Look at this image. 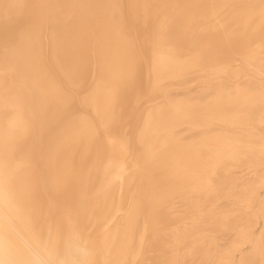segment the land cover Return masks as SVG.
I'll use <instances>...</instances> for the list:
<instances>
[{
	"label": "bare ground",
	"instance_id": "6f19581e",
	"mask_svg": "<svg viewBox=\"0 0 264 264\" xmlns=\"http://www.w3.org/2000/svg\"><path fill=\"white\" fill-rule=\"evenodd\" d=\"M204 71L209 82L264 81V0H0V198L9 195L41 228H78L93 264H198L208 255L198 246L200 229L188 226L203 211L189 178L171 171L193 158L187 148L200 136L191 129L198 113L240 110L254 126L264 112L241 95L209 99L205 111L196 104L204 112L190 108L193 82ZM230 153L241 165L244 154ZM106 161L127 173L110 189L103 187ZM232 174L237 182L242 167ZM262 196L257 189L248 204L231 208L240 219L256 214L247 244L263 218ZM178 198L188 202L185 224L176 218ZM180 225L187 228L178 238ZM245 248L235 247L224 264H244Z\"/></svg>",
	"mask_w": 264,
	"mask_h": 264
},
{
	"label": "rangeland",
	"instance_id": "374dc122",
	"mask_svg": "<svg viewBox=\"0 0 264 264\" xmlns=\"http://www.w3.org/2000/svg\"><path fill=\"white\" fill-rule=\"evenodd\" d=\"M258 66L261 67V64H259ZM206 73L207 72L204 71V74L202 75L203 77H199V78L197 77V79H195L193 82V85H194L193 88L195 87V84L197 85L196 86L197 88L196 87H195L196 89L194 88L196 91H194V89H192L191 95H193V96H190V100L187 101V104L192 105V106H189L190 108L193 106L195 107L197 105H200L203 107V110H204V106L207 104V102L209 104V102L212 101V99L213 100L215 99V103H216V99H218L217 102L219 103L220 97L222 100L224 99V97H226L224 99L226 101L228 98L235 99L234 98L235 95L236 96L238 95L237 97L239 99L242 97L241 100H243L245 102L250 101V100H258L259 106L264 105V86L261 85V87H260V85H258V87H260V88H258L252 84L253 82H254V84L255 83L264 84V81L263 82L261 81L262 83L261 82L259 83V80H258V82L257 81L255 82V81H253V79H251L252 81H250V78L244 79L241 83L239 82L240 84L236 83V86H238L237 90H236V88H235L236 86L233 85L235 83H233L231 81H229L230 83H226L228 81L227 80L224 81L225 79H223V78H222L223 81L221 78H217V80H214L215 82L214 81L209 82V80H205L206 78H209L208 74H206ZM201 78H204L205 81H203V82L205 83V85L203 84V82H202V84H201V82L198 83V81H202V80H200ZM206 81L209 84V87H210L212 82L214 83L213 86L211 85V87H213V90H212V88H209L207 86L208 84L206 85ZM219 81L223 84V86L227 87V90L229 92L225 89L226 87H223ZM198 84H199V86L201 84V86H200L201 88L198 86ZM227 84L230 87L227 86ZM231 84L234 87H232ZM250 84H252V88H250L251 90L248 89L251 86ZM257 84H256V86H257ZM215 86L217 89H219L220 92H221V90H222V92H225V90H226V94H224L222 92H221L222 94L220 92L218 93V90L215 91L216 90ZM240 86H242V88H240ZM198 87H199V89L203 90L202 93H201V90L198 89ZM232 88L233 89L235 88L234 91ZM238 88H240V89H238ZM257 88L261 89V90L258 91ZM243 89H245V90H243ZM253 89H255L256 91ZM246 90H248V91H246ZM210 91H211V94L207 98L206 94L210 93ZM192 92L195 94H193ZM231 93H233V94H231ZM219 94H221V95H219ZM229 94H231V95H229ZM211 95L213 97H211ZM240 95H241V97H240ZM197 96L199 98L196 99ZM204 96H206L207 99ZM201 97H202V99L204 98V100L201 99V101H199ZM191 99H193L194 101ZM209 99H210V101H209ZM212 102H214V101H212ZM212 102H210V103H212ZM200 106L195 107L196 110L198 108H200ZM198 110H199V112L203 111L201 108ZM208 110H210V112H208L207 110H206L207 111L206 112L204 110L205 111V112L203 111L204 113H198L199 115L196 116L197 117L196 119H198V120H197L196 124H193V127H194V125H195V127L191 128V129H193L194 131H197L200 134V136H195V138H192V139H193V141L194 140L196 141L197 137L200 138L202 131H205V132L210 131V133L208 132L206 134L204 132L202 134L201 138H203V139L205 138L204 141H202L203 139H197V141H199V140L201 141V144L196 143L197 141L196 142L194 141V143L197 145L191 144V141H192L191 140L190 141V144H191L190 149H189V146L187 145L188 146L187 151H189L187 154L191 153L193 155L192 156L190 154V157L191 158L193 157L192 160L189 162H186L184 160L178 161L176 163V165H174V167H173V170L174 169L175 170L171 171L172 173L175 172L174 175H177L178 173H179L178 175H181L180 171H182L183 174L181 176H184V178L185 177L189 178L190 183H189V185L187 184V188L191 189L192 194L195 193V195H197V196H194V201L197 202L195 207H197L198 209H202V211H203V212L201 211L202 212L201 215H199L197 217V219L195 221H193L188 226V227L197 226L198 229H200L201 239H200V243L198 244V246L201 247L203 245L202 248L204 249V250H202L204 252L202 254L201 253L200 254L202 256L208 255V257H206L202 261H201V259H199L200 262L198 264H224L225 260L227 259V256H229L230 252L237 250V249H235V247H237V246L242 247V248H243V246L247 247V248H245L244 253L239 255V260L241 262H243L244 264H248V263L261 264V263H264V196L261 197L260 202H259L261 204V205H259V207H262V209L259 208L261 210L259 212L262 213L263 218H260V220L258 221V223L256 225L257 226V231H256L257 233H256L255 240L252 243L247 244L245 242V238L248 235V233H249L248 230H250V227H252V224H254V222H256V214L251 212L252 214L249 213V215L247 217L240 219V217L237 218L238 213H237V210H235L238 208L237 206H239L240 204H244L247 202L249 203L252 196H253L254 191H256L257 189H260V188H264V140H263L264 139L263 138L264 137V112H263V115L262 114L260 115L258 113L255 115L256 117H258V125H254L255 126L254 127L251 125V122H249V120L246 122V118L248 116H245V114H243V112H240V110H238L239 112L237 111L234 114L228 113L226 111H223V110L217 109V108H211ZM258 110H260V109H258ZM203 115H205V116H203ZM208 116H210V117H208ZM237 116H239V117L237 118ZM243 117H245V119H244L245 122H242ZM233 119L234 120L237 119L238 123L241 121V123H239L240 125L235 123V127L234 128L231 127L228 122H229V120H233ZM218 120H221V122L220 121L218 122ZM199 121H201V122H199ZM196 127H197V129H196ZM248 127H249V129H248ZM251 130H253V131L251 132ZM198 133H196V135H198ZM240 133H244V135L240 134ZM215 135L217 136V138ZM248 135L251 137H250V140H247V141L248 142L251 140L252 141L247 144V142H246V140H244V138ZM204 136H206V137H204ZM211 136L212 137L214 136L213 138H215V139L211 138ZM221 136L223 138H220ZM208 138H210V139H208ZM218 138L220 139V141H218L219 140ZM251 138H253V139H251ZM223 140H224V142L227 141V144L230 148L227 146L222 147V144L225 145ZM205 141H208V143L206 142L207 144H205L204 143ZM215 142H216V144H214ZM202 143H204V144H202ZM198 144H200V145H198ZM193 145L195 147H198V148L201 147V148H203V150L202 151H201V149L196 150L197 148L193 149L192 148V147H194ZM241 146H242V148H239ZM246 146L247 147L250 146V148L251 147L252 148L248 150L246 148ZM256 146H257V148H256ZM221 147H222V150H221ZM224 147L227 149V150L225 149L226 152H224ZM213 149H214V151H213ZM194 150L197 151V154L192 152ZM231 150H232L233 154H236V152L239 153V155L244 154L242 156L244 161H242L241 165H240V161H237L235 163L234 160H231L232 159L231 158L232 154L230 153ZM258 150H260V152ZM198 151L201 153H199ZM204 151L206 153H204ZM221 151L225 154L227 152H229V153L227 156H225ZM209 152L210 153L212 152V153L209 154ZM203 153L206 154V156L203 157V155H204ZM194 154H195V156H194ZM200 155H202V156L199 157ZM209 155H211V156H209ZM212 155H214V156H212ZM259 155H262V156H259ZM197 156L199 158L198 160H196ZM194 157H195V159H194ZM207 157L211 160H208ZM211 157H214L213 158L214 160ZM202 158L204 160L199 162V160H201ZM225 158H230V159L223 161V159H225ZM219 159H222V160H219ZM206 160L208 161L210 166L207 164V162H205ZM210 161H211V163H210ZM246 161H247V163H246ZM190 162L191 163L194 162L195 164L193 163V165H192ZM186 163H190L189 164L190 166L187 165ZM178 164H180V165H178ZM198 164H200V165H198ZM206 164H207L208 168L206 167ZM196 166H198L197 167V168H199L198 170H194V168H196ZM253 166H254V168H253ZM189 167H190V170H188ZM241 167L243 169L244 175L241 177V179H238L237 182L236 181L234 182L235 177L233 179H231V177L234 176L232 173L240 170ZM250 168H251V170H250ZM209 171H210V173H209ZM186 173L188 174V176L186 175ZM207 173L209 176H207ZM189 175H190V177H189ZM199 176L201 179H204L206 181L203 180V183H202V180H201V182L200 181L198 182ZM192 178H193V180H191ZM193 184H196V185H193ZM201 185H203V186H201ZM180 191L181 190L174 188L171 192V196L172 197H175V196L178 197L179 196L178 194L180 193ZM249 194H250V196H249ZM247 197L249 198V201H247L248 200ZM195 198H199V199H195ZM186 200L187 199L181 198V199H179V201L177 200L176 204L174 205L176 218L179 222L182 221V224H185L188 222L186 220L184 221V219H183L184 218V210L188 204V202ZM207 200H208V202H207ZM261 201H262V203H261ZM233 205L235 206V209L232 210L231 208L234 207ZM164 211L167 213V210H164ZM186 228L184 226L180 225V228L178 231V238H179V235L182 233V231H184ZM243 239H244V241H243ZM204 244H206V245H204ZM246 244H247V246H246ZM191 249L192 248H189L188 246H186L187 252H190ZM204 257L205 256H203V258Z\"/></svg>",
	"mask_w": 264,
	"mask_h": 264
},
{
	"label": "clouds",
	"instance_id": "9594fccd",
	"mask_svg": "<svg viewBox=\"0 0 264 264\" xmlns=\"http://www.w3.org/2000/svg\"><path fill=\"white\" fill-rule=\"evenodd\" d=\"M113 167L112 161L103 165L104 188L124 181L125 166ZM93 259L89 240L75 226L62 232L41 228L9 195L0 198V264H93Z\"/></svg>",
	"mask_w": 264,
	"mask_h": 264
}]
</instances>
